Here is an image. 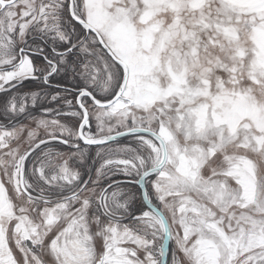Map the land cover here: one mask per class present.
Wrapping results in <instances>:
<instances>
[{"label": "snow or ice", "instance_id": "obj_1", "mask_svg": "<svg viewBox=\"0 0 264 264\" xmlns=\"http://www.w3.org/2000/svg\"><path fill=\"white\" fill-rule=\"evenodd\" d=\"M0 264H264V0H0Z\"/></svg>", "mask_w": 264, "mask_h": 264}]
</instances>
